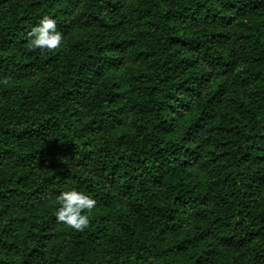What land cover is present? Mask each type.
I'll return each instance as SVG.
<instances>
[{
	"label": "trees",
	"instance_id": "1",
	"mask_svg": "<svg viewBox=\"0 0 264 264\" xmlns=\"http://www.w3.org/2000/svg\"><path fill=\"white\" fill-rule=\"evenodd\" d=\"M0 264H264V0H0Z\"/></svg>",
	"mask_w": 264,
	"mask_h": 264
},
{
	"label": "clouds",
	"instance_id": "2",
	"mask_svg": "<svg viewBox=\"0 0 264 264\" xmlns=\"http://www.w3.org/2000/svg\"><path fill=\"white\" fill-rule=\"evenodd\" d=\"M28 47L33 50H52L62 43V33L57 30L56 21L43 15L39 22L27 33ZM58 207L54 215L57 222H63L76 232L89 226V216L97 201L90 195L71 188L55 197Z\"/></svg>",
	"mask_w": 264,
	"mask_h": 264
}]
</instances>
